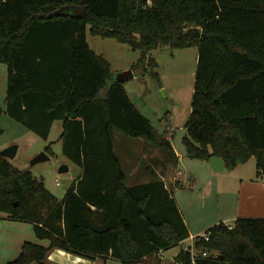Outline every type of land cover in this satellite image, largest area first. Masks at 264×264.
<instances>
[{
	"label": "trees",
	"instance_id": "16d2710c",
	"mask_svg": "<svg viewBox=\"0 0 264 264\" xmlns=\"http://www.w3.org/2000/svg\"><path fill=\"white\" fill-rule=\"evenodd\" d=\"M88 26L139 51L134 73L159 84L152 51L197 46L187 156H220L228 171L254 157L257 177L264 176V0H0L6 112L44 139L60 120L62 153L82 168L59 199L43 179L0 155V211L33 223L37 237L49 240L25 241L6 264H50L55 249L92 261L161 264V251L190 236L173 192L152 167L145 166L149 181L127 184L115 130L175 150L125 81H115L111 62L90 47ZM206 233L194 245L208 255L181 249L172 264H264V217L221 221Z\"/></svg>",
	"mask_w": 264,
	"mask_h": 264
},
{
	"label": "rangeland",
	"instance_id": "374dc122",
	"mask_svg": "<svg viewBox=\"0 0 264 264\" xmlns=\"http://www.w3.org/2000/svg\"><path fill=\"white\" fill-rule=\"evenodd\" d=\"M87 40L95 52L102 54L111 62L114 79L119 72L131 68L140 56V52L134 51L128 44L120 43L114 38H102L91 34L89 26ZM198 53L197 46L181 49L164 46L155 49L152 51V56L160 65L158 71L161 84L150 74L140 73H134L133 77L124 82L130 98L140 111L151 120L160 133L170 135L171 142L180 154L178 169L182 171V174L177 173L172 167L165 172L163 170L161 177L169 187L171 186V189L178 187L175 190V197L194 235L181 245L172 247L165 255L160 252L158 257L161 264L174 263L173 255L182 248L190 249L195 254L208 255L209 252L194 245L197 236L203 235L211 226L221 222L220 219H226L227 223L234 226L235 219L238 217L244 215L245 217H260L249 214L257 213L262 208L258 198H264V193L253 187L256 194H253L254 198L250 200L249 186L245 185L242 188L240 185L241 179H246L247 182L256 179V159L254 157L238 169L235 168L236 172L224 170L217 173L219 175H211L212 171L206 160L194 159L186 154L183 137L187 132L185 124L192 114ZM7 79V65L0 62V130H2L0 151L17 144L19 148L16 156L7 159L22 170L32 171L37 178L44 180L46 187L56 197L62 199L82 171L79 165L68 160L62 153V142L59 139L63 129L62 122L56 121L48 139H44L11 118L6 112ZM139 139L145 138L133 137L121 130H115V151L121 158L127 173L128 185L150 180L145 166L149 165L155 170V160L150 158L149 154H135V143ZM48 146L52 150L49 154L50 159L33 163V160L41 152L46 151ZM152 148L161 151L163 159L165 155L170 154L168 151ZM65 163L69 165V171L60 173L59 168ZM240 190L245 193L243 199L238 201ZM33 227L31 222L9 219L6 213L0 211V264L16 259L25 241L44 246L49 245L48 239L37 237ZM52 252V264H82L74 261L77 256L75 254L54 255L55 251ZM78 260L84 262L82 259ZM85 263L122 264L115 258H108L106 261L100 259L93 263L86 261Z\"/></svg>",
	"mask_w": 264,
	"mask_h": 264
},
{
	"label": "crops",
	"instance_id": "0c3cea01",
	"mask_svg": "<svg viewBox=\"0 0 264 264\" xmlns=\"http://www.w3.org/2000/svg\"><path fill=\"white\" fill-rule=\"evenodd\" d=\"M127 89V88H126ZM128 91V90H127ZM170 136V135H169ZM173 144V143H172ZM152 147H156V146H152V144H150V142H148L147 140H145V139H139V140H137V142L135 143V149H136V153L135 154H144V155H148L150 158H152V159H154L155 161H154V163H155V171L158 173V175H159V177L162 179V172H163V170H164V172H165V170H167V169H170V168H175V171H177V173H179V174H182V171L181 170H179L178 169V163H179V160H180V154L177 152V150H176V148H175V146H174V144H173V147H174V150H175V156H174V154L173 153H170V154H168V155H165V158L163 159V156H162V152L161 151H159V150H154L155 148H152ZM156 149H157V147H156ZM159 149V148H158ZM161 150V149H160ZM169 152V151H168ZM151 154V155H150ZM207 161V160H206ZM208 162V165L210 166V169H211V175H219V174H217V173H219L220 171H216V170H214L212 167H211V165H210V161H207ZM241 165H243V164H241ZM241 165H239V166H237L236 167V169H238ZM233 170V171H237V170ZM226 170V169H225ZM179 171V172H178ZM224 171V170H223ZM256 173H257V169H256ZM222 175V174H221ZM175 179V178H174ZM163 180V179H162ZM165 184H166V186H167V188L169 189V190H171L172 192H173V194H174V196H175V190L178 188L177 186L175 187V189H171V186L169 187V185L165 182ZM180 184H182L181 182H180ZM240 185L242 186V188L245 186V185H248L249 186V191H250V196H251V198H250V200L252 199V198H254V196H252L253 194H256V192L255 191H253V187H254V189H259L260 191H262L263 193H264V176H261V177H257V174H256V179H251V181L250 182H247L246 181V179H241V182H240ZM246 190H247V192H248V188H246ZM247 192H246V194H247ZM244 193H245V191H243V190H240L239 191V195H238V201H240V200H242L243 199V196H244ZM255 197H258V196H255ZM176 198V197H175ZM245 198H246V196H245ZM247 199V198H246ZM177 200V199H176ZM258 201L260 202V205L262 206V208L261 209H259L258 210V212L257 213H251V214H249V215H253V216H260V218L261 217H264V198L263 197H261V199L260 198H258ZM177 203H178V200H177ZM178 206H179V208H180V205H179V203H178ZM180 210H181V208H180ZM181 212H182V210H181ZM182 215H183V217H184V219H185V221H186V223H187V225H188V228H189V232H190V236L188 237V238H190V237H193V233H191V229H190V224H189V221L186 219V217H185V215L183 214V212H182ZM242 217H245V215L244 216H242ZM221 221H224L226 224H228V225H230L229 223H227L226 222V219H220ZM236 220V219H235ZM235 224V223H234ZM188 238H186L185 240H183V241H181L178 245H181L183 242H185ZM177 245V246H178ZM175 247V246H174ZM171 249V248H170ZM170 249H168V250H170ZM182 249H186V248H182ZM168 250H163V251H161L162 252V254L163 255H165L166 253H167V251ZM190 250V249H189ZM53 251H55V253H54V255L56 254V255H65V254H67L68 255V253L69 252H66V251H64V250H61V249H55V250H53ZM180 252V251H179ZM178 252V253H179ZM192 252V251H191ZM177 253V254H178ZM193 254H195L194 252H192ZM177 254H174L173 256H174V258L177 256ZM197 254V253H196ZM173 256H171V257H173ZM52 257H53V252H51V254H50V256H49V263H51L52 264V262H51V259H52ZM78 259H82L84 262H80ZM97 260H100V259H97ZM74 261L75 262H79V263H82V264H86L85 262L87 261V262H89V263H93V262H96V260L95 261H92V260H89V259H87V258H84V257H81V256H76V258L74 259Z\"/></svg>",
	"mask_w": 264,
	"mask_h": 264
},
{
	"label": "water",
	"instance_id": "95a60500",
	"mask_svg": "<svg viewBox=\"0 0 264 264\" xmlns=\"http://www.w3.org/2000/svg\"><path fill=\"white\" fill-rule=\"evenodd\" d=\"M86 10L84 8H74L72 9V14L75 15H85ZM134 76V70L132 68H129L125 71L119 72L115 76V81L118 82H124L127 79L131 78ZM19 146L17 144L10 145L3 150L0 151V155L5 157V158H14L17 154ZM50 159L49 153L46 151L41 152L34 160L33 163L42 161V160H47ZM210 165L211 167L216 170V171H223L226 169V162L225 160L220 157V156H212L210 159ZM69 171V165L68 164H63L59 168L60 173L68 172ZM18 202H15V205H17ZM133 264H140V263H133Z\"/></svg>",
	"mask_w": 264,
	"mask_h": 264
},
{
	"label": "built area",
	"instance_id": "2783aa9c",
	"mask_svg": "<svg viewBox=\"0 0 264 264\" xmlns=\"http://www.w3.org/2000/svg\"><path fill=\"white\" fill-rule=\"evenodd\" d=\"M148 3H150L151 2V0H146ZM58 184H59V182H58ZM202 236H204L206 239H208L209 237H208V234L207 233H204Z\"/></svg>",
	"mask_w": 264,
	"mask_h": 264
}]
</instances>
